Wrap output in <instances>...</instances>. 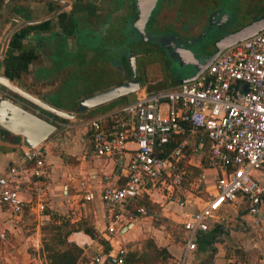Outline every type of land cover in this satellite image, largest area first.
<instances>
[{
  "label": "built area",
  "instance_id": "obj_1",
  "mask_svg": "<svg viewBox=\"0 0 264 264\" xmlns=\"http://www.w3.org/2000/svg\"><path fill=\"white\" fill-rule=\"evenodd\" d=\"M17 96L0 84V97L23 107L25 102ZM43 117L61 124L60 133L78 128L82 154L109 158L111 171L118 170L116 183L104 180L99 189L106 210L102 231L109 237L146 213L139 199L160 205L164 198L178 199L187 192L198 196L197 205L180 220L183 236L176 264H190L198 233L210 221H223L219 210L224 203L247 202L251 223L264 230V217L255 215L264 199V182L252 174L264 170V27L222 49L191 80L157 89L141 85L132 99L85 119ZM45 140L35 146L20 142V157L0 172V204L13 214H19L27 202L19 193L22 175L34 181L48 175ZM185 164L200 168L189 181H185ZM203 167L212 169L209 187ZM111 171L100 174L108 178ZM79 174L80 195L90 199L89 177ZM195 180L193 193L188 186ZM4 237L0 229V239ZM126 248L119 244L114 253L102 250L103 256L96 254L93 261L121 264ZM31 257L36 264H47L38 253Z\"/></svg>",
  "mask_w": 264,
  "mask_h": 264
},
{
  "label": "rangeland",
  "instance_id": "obj_2",
  "mask_svg": "<svg viewBox=\"0 0 264 264\" xmlns=\"http://www.w3.org/2000/svg\"><path fill=\"white\" fill-rule=\"evenodd\" d=\"M91 1L97 7V13L99 18H102L104 16V13L107 11H111V13H115L116 11H118L112 9L113 8L112 0H78V3L83 5ZM21 2L22 0H6V1L0 0V45L4 33L14 25L13 23L18 22L22 18L21 17L22 14L19 11L21 9H18V6H16V5H21ZM218 2H219L218 5H214L209 9L208 8L206 9L204 6L198 5L197 2L192 0H186V2L183 5L184 15L187 14L189 16H192V18H194L196 14L200 16L201 15L200 11L203 8H205L204 14L207 13V11L213 10L210 12L209 15L211 16L210 18L209 16H207L208 18L206 17V19H203V21L200 19L199 22H201V25L198 24L196 25V27L199 26L200 32L204 30L203 33L204 44L199 46L201 53H204L208 49V45H210L211 39L216 32L227 31L229 29L238 27L241 24L250 20L259 11L254 9L255 8L254 3L256 2L255 0L254 1L253 0H227V1L220 0ZM32 5L33 8L25 9V12L27 11V13H29V15L26 17H31L35 19L38 18L39 15L42 13V9L40 10L41 7L38 5V0H33ZM204 5H209V2L206 1ZM162 13L163 16H165L164 18H166V16L171 15L170 10L168 11L163 10ZM10 16H12V18H14L15 20H12L11 18V22L8 25V17ZM78 17L82 19L83 16L79 14ZM51 18L53 22L51 23V26H53L56 22V15H53ZM87 25L93 28L97 27L96 21L91 20L90 18L89 21H87ZM219 29L221 30L219 31ZM2 31L4 32L1 34ZM104 31L105 32L101 34V38L104 39L106 43H101V44L99 43L98 45L95 46L96 54H98L96 56H99L102 59V61L99 62H96L94 58L90 59L87 62H81L79 58V55L81 53L79 51H81L82 49H80L79 43H77L76 34L74 35L65 34L64 38L65 37L66 38L63 40V42H61L59 47L56 49L57 56L51 57L50 45L48 44L42 47L34 46L35 43H34L33 34L30 31L28 37L27 38L24 37L25 39L22 46L23 49L30 48L29 45L33 47L31 50L33 58L31 59L30 63L27 65V68L24 69L20 75H22L23 79L26 80L28 76L35 77V78H30L31 81L29 82L34 83L38 94H40L39 91L48 92V90H53L50 94L48 93V97H46V99L52 104L62 108H72L75 105V103H77V100L86 93L103 89L106 86L110 85L111 83H114L117 79H122L120 77L121 75L115 72L114 67L109 66V63H106L104 60L109 58L110 60L117 61L119 58L118 49L121 46H123L126 42L124 40H122L121 42V40L119 39L120 36L118 34L111 35L110 33H108L109 30L107 29ZM87 35L89 34L87 33ZM93 40L101 42L98 37L93 38ZM112 45L113 46L115 45L114 47H118V48L113 49ZM131 47L133 48L134 52L146 48V46H144V43L142 42L137 43L136 41L132 43ZM76 48L78 49V51H76L77 55L75 58L74 57L72 58L71 52L74 51ZM151 48L152 49L149 53L146 54L144 53L136 57V61L139 62V60H142L144 62L146 74L149 76L152 75L155 70H158V65L153 60L161 57L162 59L161 70H163L164 68L166 75L171 78H173V75L178 76V74L180 73L179 72L180 69L177 67V61L170 55L169 50L163 49L161 47L151 46ZM82 51H85V55L94 53L93 48L92 49L84 48V50ZM188 69L189 67L187 66V70ZM16 81L19 82V80ZM20 83H23V80L20 81ZM17 97L22 102H25L23 107H25L30 111H34L36 105H34L30 101L26 100L25 98L19 95ZM132 98H133V93H128L127 95H125V97H120L118 99L113 100L112 101L113 103L110 104L105 103L107 105L105 104L103 106L98 105L83 111H78V112L75 111L76 112L75 115L79 119H85L110 106H114L116 104L122 103ZM38 115L43 117L44 115H48V113H46L45 111H40ZM70 130H72V133H76V131H79V129L75 127L71 128ZM50 137H54V136L51 135ZM56 148L57 147H55L54 149L56 150ZM60 156L62 157L63 160L71 164L75 163L74 157L70 154L61 151ZM203 174H208L206 176L207 178L210 177L207 167H203ZM252 174L253 176H255L257 180L264 182V173L261 172V170H255V172L253 171ZM196 184H197V180H195L192 184L188 186L190 187V189H192L193 193L195 191L197 192V189L195 188ZM49 188H50L48 190L49 193L46 192L45 194H42L40 198L42 202H45L47 205L51 204V207L49 208L53 210V213L50 214L48 219L40 218L38 214H36L35 212L28 213V220L26 221L25 226L23 227L24 232L28 234L30 232H33L36 225L38 226L39 247L38 250L35 252L38 253L39 260H41L43 263L46 262V257L44 251L41 249V243L45 241L50 243L52 241L53 234H55V230L52 229L51 227V221H53V219L60 220L66 218L64 215L66 210L70 212V209L66 208L67 201L65 195H63L64 193L63 194L60 193L58 188L56 189L51 185ZM199 193H203V191ZM77 201L79 202L81 200L77 199ZM84 205L86 206L87 202H85ZM87 206L94 207L95 204L93 201H90ZM152 207L153 209H157V206H152ZM39 208L41 210L44 208V206L43 208L42 207ZM189 208H190L189 204H184L182 206V209H189ZM45 209L48 208L46 207ZM260 210H264L263 203L260 205ZM222 213L225 216V219H227L228 217L233 216V209L232 207L228 206L226 208V211ZM80 218L81 220L87 223L88 222L91 223L92 221L91 217L88 216L87 214L85 217H80ZM161 221L164 223V228L158 229L160 232L159 235H163L165 237V233L167 232L169 233V238L171 239V241H175L176 238L181 235L180 223L176 222L173 225L172 222L166 223V220H161ZM158 222L159 219L153 218L150 226L157 227ZM73 223H76V220L73 221ZM230 224H232V221H230ZM70 233H72V231ZM69 234L67 235V240L74 241L82 248V259L78 264H86L85 262L88 261L91 258V256H95L97 254L95 245L88 246L86 244H82L79 242L77 243V240H75L74 236L69 237ZM102 236L107 238L109 237L105 233ZM147 237H151V236L146 235L142 238L132 239L129 241L132 243L131 245L132 249H137L140 251L144 250L143 260L141 264L144 263L175 264L173 255H169V252L167 251L166 247L160 244L159 240L161 239H159V237L156 236V239L152 238V241L154 243V246H156V250L157 248H161V247L164 248L162 253L155 252V248L153 247L151 242L148 243L145 242L146 244L144 243V240ZM255 237L256 236H254L253 239L248 238L250 239V244L248 242H244V243L241 242L238 244L239 246H235L233 244H231V246L224 245L223 246L224 248L222 247V249L224 252V256L226 258L225 264L259 263L257 262L258 261L257 259L260 257V253H259L260 243L257 242L256 245H251V242L255 240ZM256 239H260V238L256 237ZM172 250L174 251V253H177V248L175 246L172 247ZM206 250L202 251V253H199V255H202V257H204L207 254L206 261L204 262L208 263L207 260H209L210 254L216 250V246L212 243L208 245ZM31 251H33L32 248ZM200 261L199 263L203 264V261L201 262ZM0 264H10V263L7 262L6 259L4 258H0ZM102 264H107V263L102 262Z\"/></svg>",
  "mask_w": 264,
  "mask_h": 264
},
{
  "label": "crops",
  "instance_id": "obj_3",
  "mask_svg": "<svg viewBox=\"0 0 264 264\" xmlns=\"http://www.w3.org/2000/svg\"><path fill=\"white\" fill-rule=\"evenodd\" d=\"M10 49V48H9ZM6 49L7 53L10 54V50ZM17 55L23 53L22 49H17ZM12 63H20L18 57L13 58ZM169 82V84L174 83ZM79 131L72 133V130L62 131L57 137H50L45 140L44 143V161L46 163L48 175L42 181H34L29 179L26 174L22 175L20 182V195L24 201H27L24 208L19 214L11 213L5 206L0 204V229L5 232V237L0 239V258L6 259L10 264H36L32 259L31 255L36 253L39 247V232L38 226L36 225L33 232L26 234L23 227L28 220V213L35 212L42 219H48L50 214L53 212L51 210V204H46L42 202L40 196L49 193L50 185L54 188H58L60 193H64L67 201V207L70 212L66 210L65 216L69 217L71 221H75L80 217H85L86 214L91 217V223L100 234H104L102 231L104 228L105 221V206L99 199V189L104 180L108 183H116L118 179V170L111 171L110 166L112 165L109 158L98 157V156H84L81 152V145L78 141ZM20 136L12 134L5 131H0V172H2L7 165L18 160L20 157ZM55 147L56 150L54 149ZM70 154L74 157L75 163H69L62 159L60 152ZM106 170L108 172V178L101 176L100 170ZM209 172V178L205 174L206 183L208 187L211 186V171L212 169L207 168ZM255 172V171H254ZM261 172L264 173V170ZM81 173L88 175L89 179L87 182L89 188L93 191V197L86 199L80 195L79 180L82 179ZM68 174L72 177L68 178ZM77 179V180H76ZM120 180V179H119ZM65 190V192H64ZM41 193V194H40ZM202 196V193L200 194ZM197 197L192 196V193H185L178 199L164 198L162 203L153 204L151 207L147 208L146 213L140 214L133 222L122 232H118L115 236L109 237V243L111 248L110 253H114L119 244L129 245V241L132 239L142 238L146 235L151 236L156 239L159 237L160 244L164 245L170 255H173L174 263L180 251V242L182 241L183 230L180 224V236L176 238L175 241H171L169 238V233L159 235V230L164 228V223L161 220H166L167 222L180 223L182 215L189 211L197 205ZM80 199L81 201H77ZM90 201H93L95 206H87ZM87 202L85 206L84 203ZM264 204V199L258 205L255 215L264 217V210H260V205ZM39 204L44 208L40 210ZM184 204H189V209H182ZM47 205V206H46ZM152 206H157V209H153ZM232 207L233 216L225 219L222 212L226 211L227 207ZM248 203L244 200L238 199L234 202L224 203L220 207V213L223 215L222 222H209L208 228L201 231L197 235L196 248L190 253L188 262L190 264H201L199 261H206L207 254L202 257L199 253L206 250L208 245L214 244L216 250L210 254L208 261L209 264H225L226 258L222 247L224 245L239 246L241 242H248L250 244V239L254 236L260 238L251 242V245H256L257 242L260 243L259 253L260 257L257 259L260 264H264V230H260L258 227L253 226L251 223V216L247 212ZM48 209H45V208ZM40 212V213H39ZM159 219L157 227H151L150 224L152 219ZM232 221V224H230ZM221 225L222 231L214 229L215 225ZM251 234V235H250ZM262 234V236H261ZM75 238L77 243H82L90 246L95 245L97 254L102 253V248L100 243L93 240L89 235L84 233L82 230H75L69 234V237ZM176 236V235H174ZM68 237V238H69ZM262 237V238H261ZM247 238V241H246ZM81 239V240H80ZM32 245V246H30ZM245 245V244H243ZM177 248V253H174L172 247ZM225 246V247H226ZM29 247V249H28ZM31 248L33 251H31ZM224 248V247H223ZM207 251V250H206ZM93 257L86 261V264H102V262L93 261ZM230 259V258H228ZM200 261V262H201ZM228 262V261H227ZM104 263V262H103ZM108 264V263H107ZM255 264V263H254Z\"/></svg>",
  "mask_w": 264,
  "mask_h": 264
},
{
  "label": "flooded vegetation",
  "instance_id": "obj_4",
  "mask_svg": "<svg viewBox=\"0 0 264 264\" xmlns=\"http://www.w3.org/2000/svg\"><path fill=\"white\" fill-rule=\"evenodd\" d=\"M192 1H195L198 5L209 9L214 5H218V1L220 0ZM206 1L209 2V5H204ZM255 1L254 9L259 11L263 10L264 0ZM140 2L143 7L148 3H151L149 15L145 20L143 27L139 26L140 23L134 24L133 19L136 16L134 0H112V9L118 11L115 13L107 11L104 13L102 18H99L97 7L92 1L81 5L78 3V0H38V5L41 7L40 10L42 9V13L35 19L26 17L29 13H27V11L25 12L26 8H33V0H22L21 5L16 6H18V9H21L19 11L22 14V20H24L22 27L24 37L27 38L29 32L31 31L34 38V46L42 47L49 44L51 48V57L57 56L56 49L66 38H64L65 34H76L77 43H79L80 49H94L93 54L87 55H85V51H79L81 53L79 55L81 62H87L92 58H94L96 62L102 61L99 56H96L98 54H96L95 49V46L99 43H106L104 39L101 38V34L105 32L104 30L106 29L109 30L108 33L111 35L118 34L121 42L122 40L126 42L118 49V60L115 61L107 58L104 61L109 63V66L114 67L115 72L119 73L122 79H117L114 83H111L105 88L133 78L138 80V87H140L141 85L147 86L150 83L164 79V71L161 70L162 59L159 57L158 59L153 60L158 65V70H155L152 75L148 76L146 74L144 62L142 60H139V62L136 61V57L144 53H149L152 49L151 46L170 50L172 44L174 43L182 42L183 40L185 43H189L187 42L188 40L186 41L185 39H187L190 35H196L200 32L199 26L196 27L197 24L201 25L199 20L201 19L203 21V19H206V17L210 15V12L213 11H207V13L204 14L205 8H203L200 11V16L196 14V16L192 18V16L187 14L184 15L183 13V5L186 0H140ZM163 10H170L171 15L164 18L165 16H163L162 13ZM79 14L83 16L82 19L78 17ZM53 15H56V22L53 26H51V23H53L51 17ZM210 17L211 16H209V18ZM89 18L96 21L97 27L93 28L87 25ZM87 33L89 35H87ZM96 37H98L101 42L93 40V38ZM134 41L137 43H144L146 48L134 52L131 47ZM114 46L112 47L113 49L118 48ZM29 47L30 48L23 49V53L20 54V64L22 67H27L33 58L31 51L33 47L30 45ZM76 51H78L77 48L71 52L72 58L76 57ZM167 80L169 82L174 81V79L169 76H167ZM103 89L86 93L83 96H87ZM52 91L53 90H48V92L39 91V93L41 97L46 98L48 97V93L50 94ZM70 109L77 111V103H75V105ZM204 148L205 147L202 148L203 153L205 152Z\"/></svg>",
  "mask_w": 264,
  "mask_h": 264
},
{
  "label": "water",
  "instance_id": "obj_5",
  "mask_svg": "<svg viewBox=\"0 0 264 264\" xmlns=\"http://www.w3.org/2000/svg\"><path fill=\"white\" fill-rule=\"evenodd\" d=\"M150 4L151 3H148L143 7L140 0H134L136 9V16L133 19L134 24L140 23L139 26L143 27L144 22L149 15L151 7ZM11 18L12 16L8 17V25L11 22ZM12 20L15 19L12 18ZM23 21L24 20L21 18L18 22L13 23L14 25L4 33L1 40L0 84L30 101L36 105L38 109L45 111L51 116V118L62 121L79 120V118L75 115V110L56 106L49 102L46 98L41 97L40 94L37 93L34 83L29 82L31 81L30 78L35 77L28 76L26 80L23 79L22 75H20L27 67H19L17 63H12L11 60L15 57L17 58V49L19 48L23 50ZM262 27H264V9L258 11L250 20L238 27L227 31L216 32L211 39L210 45H208V49L204 53H201L199 48V46L204 44V30L198 32L196 35L188 36L185 40H188L187 42L189 43H185L183 40L182 42L172 44L169 53L177 61V67L180 69L178 76L173 75L174 81L184 82L195 78L197 74L200 73L222 49L236 41L242 40L254 34ZM220 30L221 29H219V31ZM3 32L4 31H2L1 34ZM7 48H10V54L7 53ZM187 66L189 67L188 70ZM163 71L164 80H158L154 83H150L147 85V88L157 89L169 85L164 68ZM16 80H19V82ZM22 80L23 83H20ZM137 88L138 80L133 78L91 93L87 96L80 97L77 100V112L98 105L103 106L105 103H113V100L118 99L119 97H124L128 93H132ZM111 107L112 106L104 110ZM61 127V124L56 123L50 118L42 117L35 111H30L18 104L0 97V131L19 135L20 141L24 145L35 146L45 139L50 138L51 135L57 136L60 134ZM109 261L112 263L113 258H109Z\"/></svg>",
  "mask_w": 264,
  "mask_h": 264
},
{
  "label": "trees",
  "instance_id": "obj_6",
  "mask_svg": "<svg viewBox=\"0 0 264 264\" xmlns=\"http://www.w3.org/2000/svg\"><path fill=\"white\" fill-rule=\"evenodd\" d=\"M17 57L20 60V54L17 55ZM17 65L19 67H22L20 63H17ZM185 152L186 153L188 152V148H186ZM185 167L187 169V176L185 177V181H189L192 177L196 176L200 169L199 167L192 164H185ZM123 180L124 178L118 180V184L121 185ZM138 203H142L147 208L151 207V203L146 198L139 199ZM65 217L66 218L60 220L53 219V221H51V227L52 229L55 230V234H53L52 241L50 243L46 241L41 243V249L44 251L47 264H78L81 261L82 248L74 241L67 240V235L71 231L82 230L84 233L89 235L96 242L100 243L104 251H108L111 248L108 238L103 237L100 234V232L94 228V226L91 223L89 222L87 223L81 220V218H79V220H76V223H73V221H71L69 217L67 216ZM221 227H222L221 225L219 226V224H216L214 229H218L222 231ZM145 242L146 243L151 242L153 247L155 248V252L157 253L163 252L164 249L163 247L157 248L156 250V246H154L152 237H147L144 240V243ZM131 245L132 243L130 242L126 250L122 254L121 264L142 263L144 250L140 251L137 249H132ZM203 264H209V263L203 262Z\"/></svg>",
  "mask_w": 264,
  "mask_h": 264
}]
</instances>
